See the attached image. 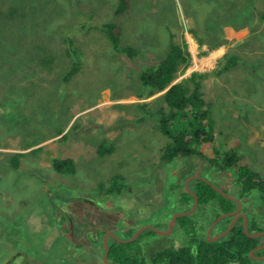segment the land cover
<instances>
[{"label": "rangeland", "instance_id": "obj_1", "mask_svg": "<svg viewBox=\"0 0 264 264\" xmlns=\"http://www.w3.org/2000/svg\"><path fill=\"white\" fill-rule=\"evenodd\" d=\"M231 2L239 9L254 0H130L119 15L117 0H0V264H105L101 246L90 244L84 228L105 226L111 215L119 219L103 192L114 175L146 186L145 195L170 213L185 178L198 174L239 195L247 223L264 231V22L254 10L239 25ZM104 23L118 24L119 46L138 52L130 57L115 49ZM171 39L184 41L190 53L189 65L172 82L211 72L228 51L240 56L235 67L202 78L200 90L214 123L213 147L234 149L259 173L256 188L240 194L231 182L235 168L218 173L197 158L158 164L168 142L156 114L165 106L163 90L146 98L135 94L139 73L165 56ZM219 39L226 42L208 47ZM72 61L79 70L64 81ZM104 140L113 153L98 154ZM65 157L75 168L60 174L52 160ZM211 204L198 203L188 217L197 233L214 219ZM225 219L214 232L227 226ZM144 242L165 241L151 236Z\"/></svg>", "mask_w": 264, "mask_h": 264}, {"label": "trees", "instance_id": "obj_2", "mask_svg": "<svg viewBox=\"0 0 264 264\" xmlns=\"http://www.w3.org/2000/svg\"><path fill=\"white\" fill-rule=\"evenodd\" d=\"M130 0H117L114 9L116 15L122 14L128 7ZM236 2H231V8L234 15L238 18L247 17L246 11H257L259 20L264 22V0H254L251 5L244 4L238 9ZM230 8V9H231ZM236 8V9H235ZM235 9V10H234ZM244 18V19H245ZM242 22L239 25H246ZM234 28L240 27L231 24ZM108 39L115 49H119L126 55L133 57L138 50L132 46L120 47V31L118 24H102ZM190 33L196 37L199 45L205 41L199 38L194 30ZM66 41L72 45L73 40L67 38ZM226 41L224 39L215 40L208 44L210 49H214ZM69 50L67 54L71 55ZM43 59L46 57H42ZM240 56L237 53L228 51L222 55L218 65L211 72H192L188 77L179 82L172 83L177 74L189 65L190 53L184 41L182 43L169 42L165 56L158 62L147 66L139 73V91L135 94L137 97L146 98L157 92H160L170 86L161 95L165 106L159 108L156 112L158 115L159 129L168 139V142L162 147L159 154L160 165H167L174 160L182 158H197L206 161L209 166H214L218 170L226 168H235L236 177L240 184L239 193L249 191L260 185V175L250 166L240 161L237 152L228 148L217 150L213 147L214 141V123L207 109V104L203 99L200 90V80L209 74H220L222 71L229 70L237 65ZM79 70L77 61H72L70 67L63 76L64 81H68L72 75ZM146 104H141L140 108L144 109ZM138 120H142L140 117ZM114 146L107 140L100 142L97 146V152L100 155L111 154ZM10 163L12 167L18 166L16 156H11ZM53 169L60 173H72L75 168L74 160L70 157L54 158L52 160ZM122 176L114 175L111 178L110 191L113 187L118 186V179ZM198 196V202L208 204L212 202V208L215 210L214 218L224 212L234 210L236 202L220 195L214 188L200 179H193L189 184ZM181 205L187 207L193 200V197L182 188ZM240 199V197H239ZM227 222L228 217L225 219ZM191 223L188 217H180L179 223L185 226V222ZM188 231H192L191 242H194L196 254L191 251L190 245L181 247H167L160 249L150 256L151 264H228L236 262L238 264H264L263 261L252 258L249 255L250 250L264 242V235L257 237L247 236L243 229L241 219L237 220L231 230L223 237L208 241L205 237L197 234L192 224H189ZM249 232L259 231L256 223L252 220L247 223ZM152 233V231L147 230ZM101 232H98L100 234ZM132 229L128 230L126 235H130ZM138 243H121L112 239L108 244L109 252L107 260L116 264H147V259L138 251ZM103 253V248L101 247ZM257 255L264 256V248L256 252Z\"/></svg>", "mask_w": 264, "mask_h": 264}, {"label": "flooded vegetation", "instance_id": "obj_3", "mask_svg": "<svg viewBox=\"0 0 264 264\" xmlns=\"http://www.w3.org/2000/svg\"><path fill=\"white\" fill-rule=\"evenodd\" d=\"M203 162L205 163V165H208V163L206 161H203ZM209 167L214 168V166H209ZM214 169L218 173L223 171V170L222 171L218 170L217 168H214ZM190 175H198V174L192 173ZM111 178L109 179V181H111ZM122 180H123V178H122ZM185 180H186V178H185ZM192 180L193 179H190L188 181V184H190V182ZM231 182L234 185L238 186V190H239L240 184L238 183L239 181H238L237 177H235L233 180H231ZM111 184L112 183L110 182L109 185L104 188L103 192H104V194L106 196L105 200L108 199L110 201L109 203H111V207L114 210L113 212L117 213V217L119 219L118 220H113L112 219L113 216L111 215V216H109L107 218L106 224H104L105 226L97 225L96 223L91 222V224L88 227L84 228V231H85L84 232V236L90 242V244L92 243L95 246L99 244L103 248V246H102V237H103V235L105 233H111V232L115 233L118 237H120L121 239L125 240V239L130 238L131 235L138 228L144 227L146 225H151V226H153L155 228H158V229H160L162 231H167L168 230V232L167 233H158L156 231H153L150 228H144L136 236V238L133 240V241L136 240V242L138 243L139 254H141V256H143V257H145L147 259V264H151L150 256H151L152 253H154V252H156V251H158L160 249L167 248V247H172V246L173 247H181V246H184V245H190L191 246V251L194 253V255L196 254L195 244H194V242H191V235H192L193 232L190 231V230L188 231V228L190 226L189 224H192L193 227L195 229H197L198 226L193 221H190L191 223H188V221H187V222H185V226H183V225H181L179 223V218L183 217V216H177L174 219V222H173V225L171 226V229H169V225L171 223V219H172L173 213L176 212V211H184V210L189 209L191 204H192V202H193V200H192V202L187 207L186 206L183 207L181 205L180 198L183 195L181 193L183 190H181L179 195H177L176 198L174 199V205L176 204L175 209L170 211V213H168L167 210H163V208H165L166 204L159 205L157 207L154 198L151 197V196H146L145 195V193L147 192L146 186H143V185L134 186L132 183L125 182V180H124V181H119L117 183L118 186L113 187L114 188L113 191H110V189L112 188ZM182 186L184 188V184ZM172 190H173V188L171 189V191ZM158 192L160 193V190ZM169 196H170V193H169ZM173 196H174V193H173L172 197ZM236 197L239 198L240 196L238 195ZM86 201L87 202L90 201L89 203H91V205L95 208V210H96V208H98L97 205L94 204V201L88 200V199H86ZM198 203H197V205H198ZM196 206H195L194 210L196 209ZM193 211L190 214H188V215H184V217H189L193 213ZM228 218H229V220H228L227 226H228V224H229V222H230L232 217L229 216ZM239 219H241V218L239 217L238 219H236L235 223ZM221 220H219L213 226L212 230L209 233L210 236H215V235L221 233L223 230L226 229L227 226H225V228H223L221 230L219 229V230H216L214 232V228L221 222ZM212 221L210 223H212ZM241 223H242V221H241ZM130 229H132V233L128 236V235H126V233ZM147 230L152 231V233L147 232ZM98 232H101V233L98 234ZM178 233L180 235H182V236L184 235L187 238L186 241H184L183 243L179 242V239L174 236L175 234H178ZM197 234L200 235V236L205 237L208 241H211V240L208 239L206 229L202 233H197ZM263 235L264 234H262L260 236H263ZM151 236H157L159 239L161 238V240L165 241V242L164 243L154 244L152 246H147V244L144 242V238L145 237L148 238V237H151ZM170 238H172V239L170 240ZM112 239H114V238L111 235H109L108 236V240H107L108 244L111 242ZM133 241H131V242H133ZM213 241H215V240H213ZM128 243H130V242H128ZM260 244H264V242H261ZM153 246H155L154 247L155 249L153 250V252H151V254L149 256H146V250L149 249V247H153ZM256 252H254L255 255H257ZM249 255H250V252H249ZM158 264H162V263H158Z\"/></svg>", "mask_w": 264, "mask_h": 264}, {"label": "water", "instance_id": "obj_4", "mask_svg": "<svg viewBox=\"0 0 264 264\" xmlns=\"http://www.w3.org/2000/svg\"><path fill=\"white\" fill-rule=\"evenodd\" d=\"M173 83H176V82H172L171 84H173ZM171 84H170V85H171ZM170 85H169V86H170ZM169 86H168V87H169ZM168 87H167V88H168ZM167 88H165V89L163 90V92H164ZM190 179H200V180L204 181L205 183H207L208 185H210L212 188H214V189H215L220 195H222V196H224V197H226V198H228V199H231V200H233V201L236 202V208H235L234 210H231V211H228V212L221 213V214H219V215H218V216L212 221L211 225L208 227V230H207V236H208V239H209V240L213 241V240H216V239L221 238V237H223L224 235H226V234L230 231V229L232 228V226L234 225L236 219H238L239 217L241 218V221H242V229H243L244 233H245L247 236H249V237H257V236H260V235L264 234L263 231H255V232H249V231H248V228H247V217H246L245 213H243V212L241 211V206H242V204H241V201H240V199H239L238 197L226 193L224 190H222V189H221L220 187H218L216 184H214V183L211 182L210 180H207L206 178H204V177H202V176H200V175H190V176H188V177L186 178V180L184 181V188H185V190H186L189 194L192 195V197H193V202H192V204H191V206H190L189 209L184 210V211H176V212L173 213V215H172V219H171V223H170V225H169V229H171V226L173 225V222H174L175 217H177V216H184V215H188V214H190V213L194 210L195 206H196L197 203H198V196H197V194H196L192 189H190V187H189L188 181H189ZM229 216H231L232 218H231V220H230L228 226L226 227V229L223 230L221 233L215 235V236H210L209 233H210V231L212 230L213 226H214L219 220H221L222 218L229 217ZM144 228H150V229H152L153 231H156V232H158V233H167V232H168V230H167V231H162V230H160V229H158V228H155V227H153V226H151V225H146V226H144V227H140V228H138V229H137V230L131 235L130 238L125 239V240H124V239H121L120 237H118L115 233H112V232H111V233H105V234L103 235V237H102V246H103L102 259H103V262H104L105 264H116V263H114V262H111V261H108V260H107V256H108V252H109V248H108V242H107V240H108V236H109V235H111V236H112L115 240H117L118 242H121V243H128V242L133 241V240L136 238V236H137V235H138V234H139ZM262 248H264V244H259L258 246H256L255 248H253V249L250 251V256L253 257V258H255V259H257V260H262V261H264V256H263V255H255V254H254V252H256V251H258V250H260V249H262Z\"/></svg>", "mask_w": 264, "mask_h": 264}]
</instances>
